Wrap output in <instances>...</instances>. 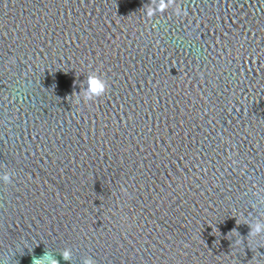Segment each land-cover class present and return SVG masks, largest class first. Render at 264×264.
<instances>
[{"label":"water","instance_id":"1","mask_svg":"<svg viewBox=\"0 0 264 264\" xmlns=\"http://www.w3.org/2000/svg\"><path fill=\"white\" fill-rule=\"evenodd\" d=\"M88 258L264 264V0H0V264Z\"/></svg>","mask_w":264,"mask_h":264},{"label":"clouds","instance_id":"2","mask_svg":"<svg viewBox=\"0 0 264 264\" xmlns=\"http://www.w3.org/2000/svg\"><path fill=\"white\" fill-rule=\"evenodd\" d=\"M164 6H165L164 4H161V8H163ZM89 83H90L91 91L99 95V92L103 86L102 82L97 77H89ZM260 232H261V225L256 224L252 229V233L258 234ZM65 258H67V254H65ZM34 264H36V262H34ZM51 264H57V262L52 261ZM84 264H93V261L90 258H88V259H85Z\"/></svg>","mask_w":264,"mask_h":264}]
</instances>
